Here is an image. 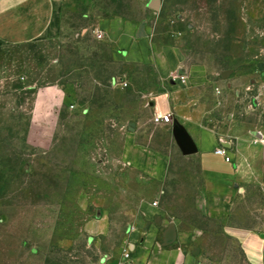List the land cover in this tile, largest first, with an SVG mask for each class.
<instances>
[{"label": "rangeland", "instance_id": "obj_1", "mask_svg": "<svg viewBox=\"0 0 264 264\" xmlns=\"http://www.w3.org/2000/svg\"><path fill=\"white\" fill-rule=\"evenodd\" d=\"M150 1L53 0L41 39L0 45V264H106L128 248L159 201L123 151L142 92L162 83V57L192 77L212 123L246 125L264 165V0H159L157 11ZM141 23L147 52L127 59ZM196 193L166 213L215 235L199 246L204 264H241ZM250 196L264 202L262 189ZM98 215L108 228L91 235Z\"/></svg>", "mask_w": 264, "mask_h": 264}, {"label": "crops", "instance_id": "obj_2", "mask_svg": "<svg viewBox=\"0 0 264 264\" xmlns=\"http://www.w3.org/2000/svg\"><path fill=\"white\" fill-rule=\"evenodd\" d=\"M53 20V0H0V45L37 41L49 31ZM127 37L122 41L125 45L132 42V37ZM147 39H136L134 52L123 53L124 57H144L147 51L142 44ZM159 62L163 64L159 73L162 83L142 92L144 117L129 121L123 151L125 164L159 186V201L149 204L147 219L129 233L131 258L127 264H204V250L199 246L206 237L215 235L210 229L208 233L188 230L184 215L166 213L167 207L188 205L190 190L197 191L204 220L218 227L220 235L235 248L240 263L264 264V202H254L250 196L252 191L264 190L261 146L251 139L243 122L231 119L225 130L212 123L192 77L183 72L176 76L168 57ZM179 76L185 78L184 83L172 81ZM164 114L171 115L170 124L153 122L154 116ZM177 128L193 144L192 154H185L178 145L174 135ZM220 140L230 148L223 147ZM217 149H224L231 162L217 155ZM107 228V219L99 216L87 222L85 229L99 235ZM122 259L120 252L106 264H119Z\"/></svg>", "mask_w": 264, "mask_h": 264}, {"label": "water", "instance_id": "obj_3", "mask_svg": "<svg viewBox=\"0 0 264 264\" xmlns=\"http://www.w3.org/2000/svg\"><path fill=\"white\" fill-rule=\"evenodd\" d=\"M149 7L155 11L159 9V0H151L149 3ZM147 37V33L145 31V25L143 23L139 24L137 27V30L135 32V38L136 39H142ZM175 139L178 143V145L181 147L183 152L185 154H192L194 152L193 144L191 143L190 139L187 137V135L179 128L175 129L174 131ZM220 143L225 148H230L229 143L220 140ZM100 215L97 216L99 218ZM262 238H264V235H262Z\"/></svg>", "mask_w": 264, "mask_h": 264}, {"label": "built area", "instance_id": "obj_4", "mask_svg": "<svg viewBox=\"0 0 264 264\" xmlns=\"http://www.w3.org/2000/svg\"><path fill=\"white\" fill-rule=\"evenodd\" d=\"M95 34L98 39H102V36H103L102 32L96 31ZM178 79L182 81L183 83L185 82V78L183 76H179ZM153 122L157 125L158 124H170L171 115L170 114L156 115L153 117ZM215 153L217 155L224 157L227 163L231 162V158L226 154L224 149H217ZM122 258L123 259L119 264H127L128 262H130L131 254L127 248L122 251Z\"/></svg>", "mask_w": 264, "mask_h": 264}]
</instances>
